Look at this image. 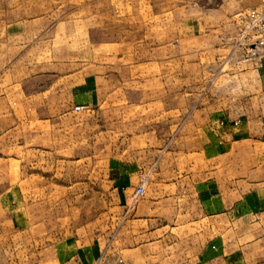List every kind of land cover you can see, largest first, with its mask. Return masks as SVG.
Segmentation results:
<instances>
[{
    "label": "rangeland",
    "instance_id": "1",
    "mask_svg": "<svg viewBox=\"0 0 264 264\" xmlns=\"http://www.w3.org/2000/svg\"><path fill=\"white\" fill-rule=\"evenodd\" d=\"M29 1L0 0V28L33 19L37 44L50 48L4 54L0 222L6 229L14 209L27 212L32 204L47 206L57 237L80 228L115 234L123 218L109 221L118 205L113 189L146 175V196L174 129L186 130L198 109L239 99L251 109L252 97L264 92L253 75L243 86L227 75L228 60L240 65L249 43L237 14L264 9V0H35L28 12ZM16 72L22 76L14 83ZM84 79L88 91L75 97ZM77 98L81 111L72 106ZM132 196L129 209L145 197L131 203Z\"/></svg>",
    "mask_w": 264,
    "mask_h": 264
},
{
    "label": "crops",
    "instance_id": "2",
    "mask_svg": "<svg viewBox=\"0 0 264 264\" xmlns=\"http://www.w3.org/2000/svg\"><path fill=\"white\" fill-rule=\"evenodd\" d=\"M33 4L28 2V12ZM0 10L4 22L5 9ZM32 20L0 28V77L5 52L25 46L34 54L50 50L37 44ZM241 52L240 65L228 60L230 81L243 86L253 75L263 86L264 55L249 43ZM21 76L10 74L14 83ZM89 85L84 79L75 86V97ZM242 100L213 111L198 109L186 130L174 129L160 172L136 207L129 209L127 202L138 174L126 188L113 189L118 205L108 212L109 221L123 218L115 234L113 228L103 233L80 228L57 237L47 206L30 204L27 212L13 210L12 228L0 222V264H264V92L252 97L251 109ZM77 101L72 106L81 111L75 107L83 101Z\"/></svg>",
    "mask_w": 264,
    "mask_h": 264
},
{
    "label": "built area",
    "instance_id": "3",
    "mask_svg": "<svg viewBox=\"0 0 264 264\" xmlns=\"http://www.w3.org/2000/svg\"><path fill=\"white\" fill-rule=\"evenodd\" d=\"M239 20L243 23L242 35L249 42V46L259 48L264 55V9L252 8L248 11H242L237 14ZM84 106H76V110L83 109ZM146 175L142 177L131 198V203L143 198L147 187Z\"/></svg>",
    "mask_w": 264,
    "mask_h": 264
}]
</instances>
